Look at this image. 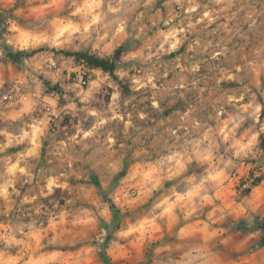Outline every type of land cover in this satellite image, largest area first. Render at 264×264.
Wrapping results in <instances>:
<instances>
[{
	"label": "rangeland",
	"instance_id": "374dc122",
	"mask_svg": "<svg viewBox=\"0 0 264 264\" xmlns=\"http://www.w3.org/2000/svg\"><path fill=\"white\" fill-rule=\"evenodd\" d=\"M191 1L0 0L1 60L116 64L38 156L0 162V264H264V0ZM31 72L4 104L36 82L66 102Z\"/></svg>",
	"mask_w": 264,
	"mask_h": 264
},
{
	"label": "crops",
	"instance_id": "0c3cea01",
	"mask_svg": "<svg viewBox=\"0 0 264 264\" xmlns=\"http://www.w3.org/2000/svg\"><path fill=\"white\" fill-rule=\"evenodd\" d=\"M177 1L186 6L193 5L191 0ZM176 17H179V13H176L173 18ZM169 20L170 17L167 21ZM140 49L138 47L135 51H140ZM21 66L18 68L16 64L0 59V92L7 82H27L31 79V70L36 69L47 71L50 81L58 83L65 91L63 96L69 98L62 103L54 91L47 90L41 82H36L29 91L17 92L12 101L4 104L0 99V162H15L17 152L26 155L27 152L34 150L33 157L38 156L39 151L42 150L44 136L52 124L60 125L62 128L66 127L65 124H62L65 114L75 115L79 109L87 108L88 106L83 101H86L96 88L114 82L110 80L108 72L76 62L73 56L64 59L51 50L33 54L24 59ZM81 67L87 69L92 75L89 84L85 87L80 86L79 78L72 77L70 79V71L78 76ZM41 105L46 109L48 107L46 112L42 111L40 107V112L35 110L37 106ZM18 120L21 123L19 132L15 130ZM18 144L21 145L20 149H17Z\"/></svg>",
	"mask_w": 264,
	"mask_h": 264
},
{
	"label": "trees",
	"instance_id": "16d2710c",
	"mask_svg": "<svg viewBox=\"0 0 264 264\" xmlns=\"http://www.w3.org/2000/svg\"><path fill=\"white\" fill-rule=\"evenodd\" d=\"M71 56L74 57L76 62H80L85 64L90 68H100L105 72H108L111 75H114V71L116 68L115 60L108 58H101L95 54H90L88 52L83 51H75L70 53ZM116 58L119 55V51L116 52ZM261 181V176H257L253 178L250 185H257Z\"/></svg>",
	"mask_w": 264,
	"mask_h": 264
},
{
	"label": "built area",
	"instance_id": "2783aa9c",
	"mask_svg": "<svg viewBox=\"0 0 264 264\" xmlns=\"http://www.w3.org/2000/svg\"><path fill=\"white\" fill-rule=\"evenodd\" d=\"M83 83H85V81H83ZM15 89V86H8V88L6 89V91L2 94V97L4 99H8V101H12V99L15 97L16 95V90ZM48 109V107H47Z\"/></svg>",
	"mask_w": 264,
	"mask_h": 264
}]
</instances>
